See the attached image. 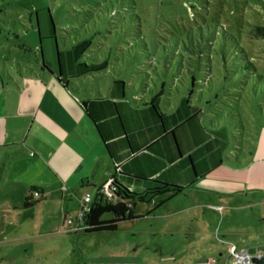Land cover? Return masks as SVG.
I'll use <instances>...</instances> for the list:
<instances>
[{"label": "rangeland", "instance_id": "1", "mask_svg": "<svg viewBox=\"0 0 264 264\" xmlns=\"http://www.w3.org/2000/svg\"><path fill=\"white\" fill-rule=\"evenodd\" d=\"M262 4L264 0H0V63H6L0 68L17 79L29 67L42 79L27 80L30 86L21 83L23 94L7 89L0 81V142L16 140L40 146L34 136L38 131H53L56 122L52 116L64 130L61 117L84 115L80 101L72 96L74 86L97 85L106 93L115 74L131 62L149 71L137 53L132 56L134 51L168 44L190 50L199 35L188 32L201 24L207 43L203 49L211 52L197 50L193 65L195 69L203 65L207 74L212 73L207 87L212 88L218 76L222 82L227 78L228 88L222 86L220 122L226 130L228 158L233 159L151 215V207L139 204L137 214L142 218L121 223L116 232L82 234L78 239L64 231V223L76 222L86 195L73 200L59 195L34 208L9 212L7 207L24 205L26 199H21L17 185L4 183L0 177V264H232L235 254H262L264 40L253 44L248 43L250 39L246 44L242 40L253 64L252 73L242 71L236 67H241L240 61L226 45L224 29L214 25L245 22V29L248 24L264 26ZM233 36L232 43L240 37ZM93 37L101 60L109 54L112 60L117 54L124 57L121 52L125 50L131 53L130 61L125 66L119 61L121 67L115 71L76 79L69 88L44 73L43 62L57 68V48L70 49ZM183 52L170 57L175 70L169 76L165 73L162 80H187L191 68L186 61L192 56ZM194 76L198 83L206 80L203 74ZM207 87L206 93L212 90ZM226 89L233 91V96H226ZM84 119L97 137L93 124L85 115ZM79 130L92 141L85 123L79 124ZM12 189L18 192L10 194Z\"/></svg>", "mask_w": 264, "mask_h": 264}, {"label": "trees", "instance_id": "2", "mask_svg": "<svg viewBox=\"0 0 264 264\" xmlns=\"http://www.w3.org/2000/svg\"><path fill=\"white\" fill-rule=\"evenodd\" d=\"M262 7L264 8V4ZM214 25L224 29L226 45L235 54L234 58L236 57L241 63V67H236L252 73L253 64L249 61L241 43L243 40L246 44V39H250L248 42L250 44L257 40H264V26L248 24L249 29H245V22L235 24L218 22ZM201 28L199 24L197 28H192L188 32V35L193 33L199 35L195 41L193 40L194 47L190 50H180L168 44L156 50L137 49L134 53L132 52V56L137 53L136 55L141 59L139 61L149 67V71L145 72L136 67L137 62H131L130 65L125 66L130 61L127 59L129 51L121 52L125 55L124 57L120 54L116 55L115 60L118 64L112 60L110 54L101 60L94 50V37L79 41L70 49L60 51L57 48L56 69L59 81L67 87L76 79L115 71V67H121L119 61L124 62V69L119 74H115L110 98L99 95L98 98L83 103L87 114L95 122L115 166L120 168L119 179L129 178L125 174L124 162L130 156L129 161L148 154L156 155L174 165L168 173L165 172L158 178L161 181H148L151 182L152 187L141 194L129 191L117 180L119 192L112 201H104L98 196L95 198L91 211L86 215L84 225L80 229L84 234L116 232L121 223L142 218L137 214L139 204L151 207L148 216L162 208L186 190V187L182 185L167 182H169L170 173L188 164L195 175V185L223 163L233 161L228 158L226 130L220 122L222 86L227 85V78L222 82L218 76V82L214 86L211 84L212 88L207 87V84L211 83L212 73L207 74L203 65H200L198 69H195L196 66L193 65V56H196L201 49L205 53L211 52L203 49L207 43ZM233 35H240V37L238 40L234 39L235 42L232 43ZM183 51L191 52L189 55L192 58L187 59L186 62L191 68L188 72L192 75H188L187 80L182 79V81L180 79H174L171 82L162 80L165 73L169 76L175 70L170 57L180 55L181 52L184 53ZM200 56L202 59V55ZM0 64L6 65V63ZM18 66L21 70L23 69L21 64ZM43 69L51 72L52 65L43 62ZM159 69H163V72ZM196 73L203 74L206 80H199L198 83L194 76ZM23 75L35 77L36 72L27 67L26 74ZM13 79L7 69L0 68L2 83L13 85ZM205 87L212 90L208 89L206 93ZM224 91H227L226 96L229 93L233 94V91L228 93V89ZM74 92L77 93L75 90ZM126 150L128 152L124 153ZM34 192L39 197L35 200L26 199L25 208H33L44 201L39 191L34 189Z\"/></svg>", "mask_w": 264, "mask_h": 264}, {"label": "crops", "instance_id": "3", "mask_svg": "<svg viewBox=\"0 0 264 264\" xmlns=\"http://www.w3.org/2000/svg\"><path fill=\"white\" fill-rule=\"evenodd\" d=\"M46 72L50 74L51 78H56L60 86H65L59 81L57 69L53 68V66L51 72L44 70L45 74ZM27 80L41 81L42 79L37 72L35 77L21 74L17 79H13V85H6L4 83L3 85L7 89L15 90L23 94L21 83L27 84ZM114 81L113 79L106 93L97 85H83L82 89L74 86L71 90L72 96L80 101L79 106L84 112V115L89 122L93 124L97 137L93 133V129L85 121L83 113H79L76 114L75 119L70 118L74 114L61 117L66 124L64 130L57 125L59 119L52 116L56 122L55 125H53L55 128H52V133L48 132L46 134L38 131L34 136L35 142L41 143L40 146L22 145V143L16 140L9 142L5 140L4 142H0V166H2L0 169L3 171V175L0 177L3 180L2 182L15 184V186L17 185V187L20 188L21 199L30 198L35 200L38 198L39 196H36L37 193L34 192V189L42 194L44 201L52 197L56 198L59 195L62 199L66 200H73V198L78 197V195L87 194L96 198L100 187L115 176L116 164L111 158L105 142L97 130L95 122L84 109L83 103L98 98L99 95H102L104 98H110ZM72 84L74 85L73 82ZM69 87L70 86H65V88ZM74 90L77 91V93H75ZM80 94H84V96L82 95L83 98H80ZM37 117L38 115H36V120ZM81 123H85L91 132L92 141H90L89 137L84 136V134L80 132L79 124L81 126ZM126 152H128V150L124 153ZM130 158L131 156L129 159ZM129 159L127 158L125 160L126 162H124L126 164L125 174L129 176V178L119 179L117 176V180L121 186L138 194L152 187L151 182L148 181H161L158 178L165 172L168 173V171L174 167L171 162L165 160V158L162 160L156 155L148 154L145 157L143 156L132 161H129ZM25 160L28 161L25 162ZM176 164H179V162H176ZM188 165L170 173L168 176L169 182L167 183H177L186 187V189L193 186L195 183V175ZM4 177L5 179H3ZM202 181L203 180H201V182ZM22 185L25 186V188L19 187ZM9 192L10 194H16L18 189H12ZM24 206L25 204L22 205L21 203L13 208L7 207L6 210L9 212L13 210L14 212H19L22 211L21 209L23 208L25 210L31 209L25 208ZM82 234L84 233L79 229L72 230L69 233V235H73L75 239H78ZM262 254H264V252H262Z\"/></svg>", "mask_w": 264, "mask_h": 264}, {"label": "built area", "instance_id": "4", "mask_svg": "<svg viewBox=\"0 0 264 264\" xmlns=\"http://www.w3.org/2000/svg\"><path fill=\"white\" fill-rule=\"evenodd\" d=\"M115 176H113L107 183H105L102 187H100L98 191V197L103 199L104 201H112L117 193L119 192V185L117 183V176L120 173L119 166L116 167ZM38 197L39 195L36 194ZM95 198L87 194L84 200L82 201L80 212L78 213L76 222L73 220H67L64 226V231L70 233L72 230L81 229L84 225V219L88 213L91 211L92 204ZM80 227L78 228L77 227ZM236 252L235 248H232V253ZM251 263V256L245 252L235 254V260L232 264H250ZM207 264H216L214 261Z\"/></svg>", "mask_w": 264, "mask_h": 264}, {"label": "water", "instance_id": "5", "mask_svg": "<svg viewBox=\"0 0 264 264\" xmlns=\"http://www.w3.org/2000/svg\"><path fill=\"white\" fill-rule=\"evenodd\" d=\"M250 264H264V254H257L256 256H251Z\"/></svg>", "mask_w": 264, "mask_h": 264}]
</instances>
